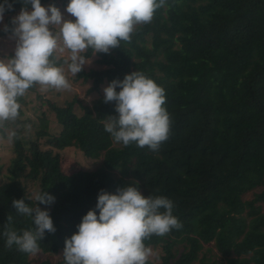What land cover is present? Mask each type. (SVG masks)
<instances>
[{
	"label": "trees",
	"instance_id": "trees-1",
	"mask_svg": "<svg viewBox=\"0 0 264 264\" xmlns=\"http://www.w3.org/2000/svg\"><path fill=\"white\" fill-rule=\"evenodd\" d=\"M51 2L41 0L45 7ZM9 3L14 10L4 16L11 28L24 4ZM10 35L0 28V44ZM96 55L104 68L83 69L75 81L92 83L90 95L105 82L143 72L165 90L169 138L158 151L115 143L103 123L119 115L115 102L100 96L91 104L77 97L58 104L38 85L30 88L26 93L36 94L40 110L34 138L23 136L24 123L32 122L21 120L25 95L18 100L19 118L0 127L6 139L8 131L16 133L0 184V264H66V239L96 209L100 191L115 194L132 184L145 197L171 199L183 225L144 241L162 248L161 264H264V0H167L150 23L136 26L130 43ZM58 57L57 66H67L66 57ZM50 116L58 133L51 131ZM70 148L101 165L66 173L63 152ZM30 185L54 196V203L38 204ZM250 192L254 197L247 200ZM24 198L30 207L49 211L56 228L38 242L36 255L15 245L9 249L3 235L6 227L18 234L34 228L12 206ZM215 252L219 260L212 259Z\"/></svg>",
	"mask_w": 264,
	"mask_h": 264
},
{
	"label": "clouds",
	"instance_id": "clouds-1",
	"mask_svg": "<svg viewBox=\"0 0 264 264\" xmlns=\"http://www.w3.org/2000/svg\"><path fill=\"white\" fill-rule=\"evenodd\" d=\"M21 2L24 7L12 18L13 27L4 26L16 44L14 56L0 59V127L19 118L18 100L30 88L38 85L41 92L71 91L64 67L57 66L58 54L66 50L70 53L64 64L76 76L89 65L84 55L89 49L95 56L120 48L121 41L130 43L136 26L150 23L167 0H70L66 12L75 19L66 18L54 5L43 6L41 0ZM9 10H14V5L4 0L0 22ZM103 91L104 103L115 102L119 114L103 121L113 141L158 151L169 138L171 127L170 115L163 107L165 90L143 72L135 71L123 80L111 81ZM15 136V132L10 133L9 140ZM34 199L46 205L55 201L47 192L37 193ZM12 206L31 218L34 228L18 234L6 227V247L15 245L21 252L36 255L40 251L38 242L46 232L56 231L53 219L49 211L30 207L25 198L14 199ZM96 209L88 211L78 232L66 239V264H147L152 250L144 241L183 227L173 214L171 199L162 195L145 197L133 184L117 188L115 194L102 189ZM12 219L9 215L8 221Z\"/></svg>",
	"mask_w": 264,
	"mask_h": 264
},
{
	"label": "rangeland",
	"instance_id": "rangeland-1",
	"mask_svg": "<svg viewBox=\"0 0 264 264\" xmlns=\"http://www.w3.org/2000/svg\"><path fill=\"white\" fill-rule=\"evenodd\" d=\"M69 2L70 0H53V2L47 4L46 7L48 5H54L61 10V12L64 14L66 18L75 19L66 12V7ZM19 14L20 13L12 16V18ZM5 24H6V16H4V20L0 22V28L5 26ZM15 44L16 41L14 38H12V35L2 38L0 44V59H4L9 54L14 53ZM59 55L68 58L70 53L66 50L63 54H59ZM98 58H99L98 55L88 58L89 65H86L84 69L90 70V69L104 68L103 66H100L97 63ZM64 70L66 77L68 78L69 82L72 85L71 91L49 90L47 92H41L38 88V92L42 95H45L48 99L57 102L58 104H63L65 101L72 100L75 97L91 104L92 100L99 98L100 96H104L103 89L109 85L107 82H105L101 86L100 93H93L89 95L88 89L91 87L92 83L90 82L82 83L81 81L76 82L75 81L76 76H72L68 72L67 66L64 67ZM25 97L27 104L25 106H22V110L24 114L21 117V120H27L29 118L32 122L24 123L23 136L26 137L27 139H32L34 138V132L36 130V127L39 124V120L37 116L40 114V110L38 109L39 104L36 100L35 93H26ZM50 127L53 133H58L60 130L53 116H50ZM7 133L10 134V131H8ZM12 156L13 153H12V146L10 140L0 136V167H1L0 184L5 180L4 176L7 173V169L9 167ZM100 165H101V161H94L92 159H87L81 151H78L75 148H70L67 149L65 152H63V167L66 173L71 174L79 169L93 171L96 168H98ZM29 189L30 192L33 193V195L37 194V189H38L37 185H30ZM262 190L263 188H260L256 192H261ZM253 197H254L253 192H250L246 195L247 200H251ZM209 246L213 247V243H211ZM151 250H152V255L149 257L147 264H161L162 261L160 255L163 254L162 248L161 247H158L157 249L151 248ZM215 255H216L215 257L212 256L213 260H219L221 258L220 255L218 256L216 254V252ZM40 258H43V256H40ZM195 264H199V262H196ZM223 264H226V262H224Z\"/></svg>",
	"mask_w": 264,
	"mask_h": 264
}]
</instances>
